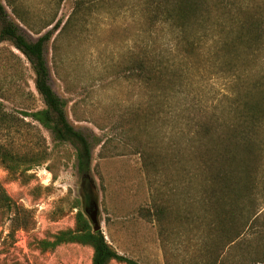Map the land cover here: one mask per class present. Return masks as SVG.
Segmentation results:
<instances>
[{"label": "rangeland", "instance_id": "rangeland-1", "mask_svg": "<svg viewBox=\"0 0 264 264\" xmlns=\"http://www.w3.org/2000/svg\"><path fill=\"white\" fill-rule=\"evenodd\" d=\"M18 1L32 27L7 12L29 41L45 24L53 22L41 34L61 22L44 58L49 85L66 103L68 122L92 144L90 191L82 189L76 175L74 150L57 145L48 130L23 116L42 109L43 102L28 61L10 43H0V103L20 125L18 133L0 132V145L20 157L46 158L14 174L0 162V188L11 204L9 210L0 209V264H91L87 246L63 244L42 252L37 245L73 228V205L78 202L84 212L91 198L97 200L107 243L139 264L200 263L204 242L226 261L257 264L262 259L264 264V133L258 136L262 149L249 160L250 184L240 171L232 179L234 191L223 198L213 194L224 202L221 217L215 218L219 210L212 203L210 215L205 214L214 224L231 221L249 228L222 250L226 235L217 228L207 234L201 223L205 151L219 149L218 135L240 124L236 106H230L234 77L223 59L209 57L205 48L189 56L181 45L169 43L166 30L156 28L157 36L151 37L143 14L132 7L134 0ZM235 1L243 6L241 13L264 16V0ZM219 10L213 14L221 15ZM141 56L159 60L169 78L157 84L136 77L132 64ZM232 64L242 81L244 69H252L250 79L259 69L250 61L244 66L232 61L227 68ZM201 124L208 126V135L197 133ZM144 157L153 168L144 167ZM155 206L168 209L162 227L140 212Z\"/></svg>", "mask_w": 264, "mask_h": 264}, {"label": "trees", "instance_id": "trees-1", "mask_svg": "<svg viewBox=\"0 0 264 264\" xmlns=\"http://www.w3.org/2000/svg\"><path fill=\"white\" fill-rule=\"evenodd\" d=\"M89 3L92 4V2ZM80 4L76 2V7H80ZM85 7L90 9L88 5ZM132 7L143 14L150 27L151 37L157 36L156 28L166 30L167 35L171 37L169 43L181 45L189 56L198 54L202 48H205L209 57L223 59L227 71L234 77L233 94L229 96L230 106H236L233 112L237 114L240 124L230 128L224 136H222L223 133L218 135L222 138L219 140V149L216 146L209 147L205 151L208 159L204 161L206 183L203 185L202 199L205 202L202 200L204 220L201 223L205 226L207 234L212 228H217L220 235H226L223 250L234 245L243 236L244 230L249 227L247 224L235 222L232 224L231 221H229L230 224L219 225V221L214 224L211 217L205 214L211 212L210 204L212 203L213 207L215 204L219 210L215 218L221 217L224 202L214 198L213 194L216 193L223 198L225 194L234 191L235 183L232 179L236 175L239 176L240 171L243 170L244 180L250 184L248 179L251 177L249 173L252 166L249 160L257 155L260 148L262 149L263 144L260 143L261 141L258 142V136L264 133V16L260 14L256 16L252 12L241 13L243 6L238 5L235 0H134ZM7 8L21 24L27 27L32 26H30L28 12L18 0H0V43H10L28 61L34 74V89L43 102L42 109L23 113V116L29 117L48 130L57 145H67L74 150L76 175L81 181L82 189L89 193L92 144L68 122L65 113L66 103L49 85V73L44 58V50L53 34L59 30L61 22L57 21L50 30L41 34V31L50 27L53 22L45 24L40 30L35 31L38 38L35 41H29L19 33L18 25L11 19ZM217 8L222 9L219 10L221 11L219 16L213 14L214 9ZM234 11L237 12L234 13ZM62 29L63 27L60 32ZM155 42L153 39L152 44L154 45ZM157 61L154 57L150 59L146 56L138 57L132 64L133 69L137 71L134 74L136 77L143 76L148 81L157 80V84L162 83L169 76L164 78L166 74L163 69L165 71L167 69L161 68L158 65L159 60ZM232 61L243 63V66L249 61L258 65L257 75L250 79L248 76L252 69L250 68L249 72L248 69H244L242 81L240 75L233 69L234 64L227 68ZM167 81L170 83V80ZM5 131L18 133L20 125L0 103V132ZM200 132H206L208 135V126L201 124L197 133L200 135ZM94 140L95 144L100 143L99 138ZM143 159L145 168L154 167L147 158ZM45 161L43 154L20 157L0 145V162L13 174L22 165L27 167L28 171L32 166H39ZM78 207V202L72 207L77 210L73 228L52 235L51 240H40L37 243L42 252L53 251L63 244H78L91 248V264H109L112 261L122 264H139L133 259L118 254L107 243L102 230L94 232L86 215ZM10 208V200L0 188V209L9 210ZM164 210L168 209L155 206L153 210L143 208L140 212L144 218H155L162 227L165 221ZM260 238L264 250V234ZM201 253V262L194 264H235L224 260L219 251L207 248L205 242L201 246ZM256 263L262 264L263 261L260 259Z\"/></svg>", "mask_w": 264, "mask_h": 264}, {"label": "water", "instance_id": "water-1", "mask_svg": "<svg viewBox=\"0 0 264 264\" xmlns=\"http://www.w3.org/2000/svg\"><path fill=\"white\" fill-rule=\"evenodd\" d=\"M87 204V206H86ZM84 214L87 216L92 230L94 232L100 231L101 227L98 223V204L95 198H91L87 201L85 200Z\"/></svg>", "mask_w": 264, "mask_h": 264}]
</instances>
